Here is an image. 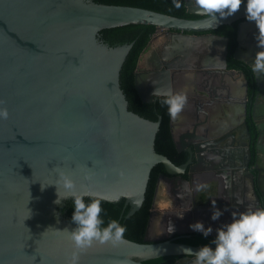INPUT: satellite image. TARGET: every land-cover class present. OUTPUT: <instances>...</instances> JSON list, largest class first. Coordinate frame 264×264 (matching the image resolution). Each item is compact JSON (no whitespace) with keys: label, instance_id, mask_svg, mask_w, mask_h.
<instances>
[{"label":"water","instance_id":"95a60500","mask_svg":"<svg viewBox=\"0 0 264 264\" xmlns=\"http://www.w3.org/2000/svg\"><path fill=\"white\" fill-rule=\"evenodd\" d=\"M184 5L187 13L201 17L94 0H0V106L9 112L0 119V264H67L73 250L68 228L75 224L58 209L63 204L54 202L57 186H41L57 182L60 170L73 177L78 192L89 190L110 202L123 197L129 205L126 217L142 206L153 166L162 163L166 171L154 191L143 241L125 237L116 245L96 243L80 253L79 264H144L167 255H182L181 262L187 261L194 253L183 248L199 246L177 242L172 234L197 231L190 226L197 220L212 225L213 234L232 219V212L246 208L240 197H233L232 202L214 206L210 201L192 210L196 191L191 193L185 180L176 188L175 199L185 196L187 201L171 210L174 220L167 222V212H156L160 181L196 165H191L199 149L195 133L186 131L180 141L174 140L178 151L189 146L184 164L158 153L155 138L161 116L153 121L130 110L120 86V71L133 42L109 46L99 38L100 30L126 24H152L163 32V66L144 82L134 75L137 92L149 97L143 102L176 89L172 84L183 77L185 62H199L205 82L215 74L241 76L242 71L227 69V37L196 33L238 21V41L249 32L251 43H258L255 22L240 20L247 18L245 5L212 26L197 0H184ZM206 45L219 48L220 59L205 53L199 61V50ZM246 63L252 65L249 59ZM214 207L223 210L218 220L211 218ZM157 220L164 234L154 237ZM169 223L174 230L167 233Z\"/></svg>","mask_w":264,"mask_h":264},{"label":"flooded vegetation","instance_id":"af4514ba","mask_svg":"<svg viewBox=\"0 0 264 264\" xmlns=\"http://www.w3.org/2000/svg\"><path fill=\"white\" fill-rule=\"evenodd\" d=\"M199 17L201 16L197 15L194 18ZM236 22L238 23V21ZM205 33L214 32L211 30L196 34ZM221 36L228 38L226 50L227 69L242 71L241 76L236 75L235 78H232L215 74L207 77L205 82V76L199 71L200 63L190 62V64L188 62V65L185 62L186 67L184 68L183 77L174 80L172 84L176 88H172L174 92L183 91L187 94V103L180 114L171 120L169 113V132L172 143L179 156L188 155L187 159L181 164H184L190 156L189 146L182 148L180 145L181 150L178 151L174 142L180 141V137H183L186 131L195 133L194 139L197 141L199 149L194 154L195 156L191 162V165H196L192 168H186L183 173L176 176L167 174L169 178L165 179V182L160 181L159 191L162 189L163 198H166L169 206L160 212L156 209V212L158 214L167 212V222L174 220L171 210H177V203L187 201L185 196L179 201L175 199L177 196L175 194L176 188L181 187L182 182L185 180L188 181L189 191L191 193L193 190L196 191L192 199V210L213 200L216 203L232 202L233 197H240L242 207H244L243 203H246L244 210L251 207H264V73H256L253 71L252 65L249 66L246 63L247 59L253 61L260 46L258 43H251L249 32L243 35L241 42L238 41L237 24L235 35L231 39L227 35ZM159 39L161 40L151 46L149 50V46ZM165 42L166 38H164L163 32L155 29L145 48L146 51L148 49L145 66H141L139 62L134 75L138 74L143 80L147 74L160 70V67L163 66V63H161L162 54L166 53L162 47ZM206 48L199 50V61H201L202 54L205 56V53L215 54V57L219 56L218 59H220V53H216L219 48H209V50L208 48L206 50ZM235 56L239 58H235ZM143 84L145 86V83ZM235 88L238 89L237 93L234 92ZM205 89L210 90L209 92L213 95H207ZM136 93L142 103H155V109H157V106L162 108L164 95L154 96L151 102H143L142 99L149 98L145 91L141 93L142 98L137 90ZM201 121H204L203 126L200 125ZM185 139L191 138L185 137ZM197 157H200L198 162ZM207 161H210V163ZM161 173L166 174V171ZM161 173L158 174L156 186ZM202 184L207 185V187L201 188ZM245 188L248 189L247 192ZM254 194L257 195L258 199L255 198ZM178 211L181 210L178 209ZM168 227H166L167 233L169 232ZM163 234L159 220H157L152 236L159 237ZM214 235L215 233L206 237L200 232L193 231L182 234L174 233L170 238L187 244L190 243L183 240L207 239V242L197 245L190 244L200 247L202 244L208 243ZM176 256L177 258L172 264L178 261H180V264H192L194 260V257L189 256L187 261L181 262L184 256Z\"/></svg>","mask_w":264,"mask_h":264},{"label":"clouds","instance_id":"9594fccd","mask_svg":"<svg viewBox=\"0 0 264 264\" xmlns=\"http://www.w3.org/2000/svg\"><path fill=\"white\" fill-rule=\"evenodd\" d=\"M175 3L179 7L181 0H175ZM242 3L245 5L247 18L254 21L258 28L256 38L260 47L252 61L253 71L258 74L264 73V0H197L210 26L219 17L235 13ZM155 91L154 89V93ZM162 94L170 115L176 118L187 103V94L183 91L174 92L171 88ZM8 115V109L0 106V119H6ZM48 184L57 186V196L54 201L56 204L62 205L63 201L69 198L73 203L71 219L75 227L68 228V237L73 243V250L67 264H79L80 253L96 243L116 245L124 240L127 225L116 219H111L105 224L101 215L103 212L101 198H96L89 190L78 192L75 180L67 171L58 172L57 182L45 183L41 186ZM200 187L206 188L207 185L202 184ZM60 188L64 191H60ZM85 197L93 198L86 200ZM212 203L215 206V200ZM222 214L221 208L214 207L211 218L218 220ZM190 226L206 237L213 232L212 225L205 226L200 220ZM173 230L174 225L169 223L168 231ZM183 251L194 253L192 264H264V207H251L232 212V219L222 222L208 243L202 244L195 250L184 247Z\"/></svg>","mask_w":264,"mask_h":264},{"label":"trees","instance_id":"16d2710c","mask_svg":"<svg viewBox=\"0 0 264 264\" xmlns=\"http://www.w3.org/2000/svg\"><path fill=\"white\" fill-rule=\"evenodd\" d=\"M98 3L105 4H118V5H130L143 8L152 9L155 11L163 12L166 14L184 17L194 18L197 15L189 14L186 12L184 0H181L180 6L177 7L175 0H94ZM237 22L232 24H222L213 29L212 32L219 35H227L229 39L235 35ZM156 27L152 24H126L122 26H116L111 28H104L99 32V38L109 46H116L123 43L133 42L125 61L120 71V86L128 100V108L139 115L156 121L161 115V122L155 138V149L158 153L166 155L176 165L181 164L187 159V154L179 156L176 151L169 132V111L168 106L163 102L162 108L157 106L155 109V103H142L137 96L134 86V71L138 64L141 53L146 48L149 39L154 33ZM164 101V98L162 99ZM165 172V168L162 163H157L153 166L147 189L145 193V199L142 206L133 215L126 217V213L129 210V205H125V199L122 197L116 202L102 201L103 212L101 215L104 217L105 224L111 219H116L120 223L127 225V230L124 233V237L142 242L143 236L150 212V207L154 197V191L156 186V180L158 174ZM92 197H85V199H91ZM64 215L71 219L73 212L72 199L64 201L63 205L58 208ZM72 220V219H71ZM190 244H199L207 242V239H197L194 241L183 240ZM177 258L176 255H167L157 258H152L144 261V264H172Z\"/></svg>","mask_w":264,"mask_h":264},{"label":"rangeland","instance_id":"374dc122","mask_svg":"<svg viewBox=\"0 0 264 264\" xmlns=\"http://www.w3.org/2000/svg\"><path fill=\"white\" fill-rule=\"evenodd\" d=\"M161 39L157 40V41H154L153 44H151L149 46V50H150V47L151 46H154L155 44H157L158 41H160ZM148 49L147 51L145 50L140 58V65L141 66H145V57L147 56L148 54ZM163 191L162 189H160L159 191V196L157 198V206H156V209L160 212L161 210H163L164 208H168V201L166 200V198H163Z\"/></svg>","mask_w":264,"mask_h":264}]
</instances>
